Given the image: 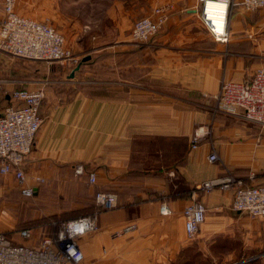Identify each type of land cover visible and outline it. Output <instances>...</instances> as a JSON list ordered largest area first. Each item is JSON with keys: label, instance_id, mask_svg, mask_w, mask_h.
Listing matches in <instances>:
<instances>
[{"label": "crops", "instance_id": "obj_1", "mask_svg": "<svg viewBox=\"0 0 264 264\" xmlns=\"http://www.w3.org/2000/svg\"><path fill=\"white\" fill-rule=\"evenodd\" d=\"M81 1L15 2L19 14L51 21L66 45L87 59L73 73L54 64L52 75L23 87L44 93L43 120L34 150L25 159L29 167L22 164L34 195L51 176L61 179L64 166L75 170L81 164L82 172L75 173L85 181L84 170L96 174L91 197L97 190L118 196L116 207L97 213L98 227L78 236L81 264H174L183 251L194 264L196 247L207 252L211 246L213 261L220 237L246 242L252 223L248 214L232 208L233 191L195 189L201 181L226 173L251 184L264 182V126L202 106L211 103L223 80L250 75L253 64L246 63V52L212 38L195 10L197 2L173 3L163 28L149 42L135 44L130 18L159 0H145L146 6L140 0H85L96 16L84 20L77 16L87 8ZM236 19L232 16V41L239 32ZM254 34L250 31L248 37L258 51L264 48V33ZM0 77L5 100L12 103L9 89L13 82L28 81L27 73L0 67ZM196 131L200 138L192 146ZM213 150L218 159L209 161ZM1 175L14 179L10 173ZM193 199L207 210L195 240H189L182 210ZM162 202L170 212H161ZM10 222L0 221V227L13 242H38V229L25 238Z\"/></svg>", "mask_w": 264, "mask_h": 264}, {"label": "built area", "instance_id": "obj_2", "mask_svg": "<svg viewBox=\"0 0 264 264\" xmlns=\"http://www.w3.org/2000/svg\"><path fill=\"white\" fill-rule=\"evenodd\" d=\"M16 0H0V50L24 59L48 62L67 61L77 63L79 56L66 45L65 37L47 20L21 15L15 10ZM195 10L211 36L219 42L228 37V19L231 7L239 5L246 10L264 8V0H197ZM222 7L214 9V5ZM170 5L155 7L150 14L136 18L131 27V37L136 42H147L167 20ZM12 103L0 112V173L13 175L20 191L31 196L34 185L27 182L22 167L26 154L31 150L36 132L41 124L40 115L43 90L18 88L11 92ZM212 97L216 111L264 126V66L257 67L252 76L245 80H223ZM200 138L198 131L192 138L195 146ZM215 150L208 154L209 161H215ZM77 165L76 173L82 172ZM40 180L39 177H36ZM94 171L88 173V181L95 182ZM233 191L232 208L250 216L264 218V182L245 184L242 177L233 173L205 179L195 186L197 190L213 187ZM96 204L101 209L118 205L115 191L100 190L95 194ZM206 206L193 199L182 210L186 235L194 238L200 224L206 217ZM161 212H170L166 202L161 203ZM98 210L89 215H81L66 220L54 221L55 229L51 234L41 235L38 243L29 245L15 243L4 231H0V264H79L83 259L78 236L95 230ZM20 235L29 238L32 228H24Z\"/></svg>", "mask_w": 264, "mask_h": 264}, {"label": "rangeland", "instance_id": "obj_3", "mask_svg": "<svg viewBox=\"0 0 264 264\" xmlns=\"http://www.w3.org/2000/svg\"><path fill=\"white\" fill-rule=\"evenodd\" d=\"M163 1L159 0L158 4L160 5L157 4L155 6L153 5L152 7L151 6L145 7L142 13H139L137 11L134 12L132 18H130L132 23L129 28V31H131L132 24L136 18L150 14L151 11L157 6L169 4L171 7L173 3L186 5V3L193 4L197 2V0H163ZM86 2L88 1L85 0L81 1V6L83 8L87 7L86 9H88L90 8V3L85 4ZM140 3L143 6H146L148 4L147 1L145 0L144 1L140 0ZM86 9L79 12V14L77 15L82 20H84L85 18L93 17L95 15L92 14L89 9H88L89 11L87 12ZM234 15L235 16L237 15L238 17L236 21L238 25L237 30H239V32H237V36H235V38L232 41L231 37H234L232 36L233 34L231 32V30L233 29V20H234V19L232 20V16ZM129 17H131V15ZM43 20H47V19H43ZM49 23L52 24L51 21H49ZM163 25L160 29L163 28ZM250 31L253 34L255 33L254 35H260L264 33V9L260 8L255 10H246L239 5H233L231 7L229 13V19H228V37L226 41H222L221 43L230 46L235 45L238 51L246 52L245 53L246 63L248 65L253 64V69L249 75L252 76L257 67L264 66V48L258 51L255 50L254 48L255 41L250 37H248V32ZM130 38L131 41L135 44L145 43V42H136L131 37V33H130ZM78 56H79L78 59L79 61L82 56L80 55ZM77 63L71 64L69 62L67 63V61L48 62L44 60L24 59L19 57H13L0 50V67H12L18 72L19 71L26 72L28 76L27 77L28 81L25 80L23 82H19V81L16 83L13 82L12 88L9 89V91L11 92L15 89L26 87L27 85L33 86L37 78H42V77L46 78L52 75L51 72L53 71H51L52 69L50 67L52 65L54 66V64L56 66H59L61 68V71H63V73H67V71L70 72L74 71L75 70L74 67ZM60 68H58V70H60ZM1 84H0V92L2 94H0V103L5 104L4 105L5 107L8 104V100L7 101L5 100L6 98L3 95V91L1 90ZM5 92H8V90ZM202 106L207 107L209 111L212 113L231 116L228 114H224L223 112L216 111L215 101L213 97L209 105L205 106V104H203ZM40 115H41V111H40ZM41 117L43 120L42 115ZM234 118H239V117L235 116ZM247 124H251L253 126L260 128V125L258 124H254L250 122H247ZM262 134H263L262 136H264V132ZM260 138L264 139V137H260ZM33 150H34V143L32 145L31 150L26 154L25 159H27V156L30 155ZM25 159L24 161L26 163L27 160ZM26 164H27L26 168H28L29 163ZM62 170L64 174L61 176L62 177L61 179L54 178L53 176H51L50 178H48V180L43 181V185L40 189L39 194L34 197L33 196L27 197L22 195L21 192L19 191V187L15 179L12 180L8 178H4L0 174V221L2 220L9 222L11 221L10 222L11 226L12 223L15 226H20V225L28 224V222L32 221L34 217L50 216L54 214L55 215L58 214L60 216L73 215L75 212L73 210H76L78 208H84L85 203L88 202L91 198V191L89 188L93 186L94 182L90 183L87 182L88 180L85 181V179H83L82 176H79V174L77 175L75 173V170L73 169L70 170L69 165L64 166ZM93 192L94 191H92V193ZM246 216L247 219H249V221H251L252 223V234L247 236L246 242H244V239H239V237L237 236L220 237L221 245L218 246L219 252H217L218 254L214 255L215 259L213 261L211 254V250H212L211 246H208L207 252L205 251L203 252L202 249L196 247V253H195L196 260L194 261V264H264V218L254 217L250 215L249 216L246 215ZM0 229H1L0 231H4L7 235H9L8 231L3 230L2 227H0ZM196 236L197 233L194 238L192 239L189 237L187 238L189 240H195ZM15 243H24V242H15ZM188 258L189 257L187 253L183 251L180 260H178L177 262L175 261L174 264H189ZM81 263L82 261L79 264Z\"/></svg>", "mask_w": 264, "mask_h": 264}, {"label": "trees", "instance_id": "obj_4", "mask_svg": "<svg viewBox=\"0 0 264 264\" xmlns=\"http://www.w3.org/2000/svg\"><path fill=\"white\" fill-rule=\"evenodd\" d=\"M83 57L84 56H82L80 58V60L78 61V63L76 64V65H79V67L82 66L83 63H85L87 61V59H84ZM76 65H75V67H76ZM11 98H12V96H11ZM85 171L86 170H84L83 174L86 173V175L88 177V173L90 171H87V172H85ZM142 174L149 175L151 173L143 171ZM244 183L245 184H251V183H247L246 180H244ZM19 190H20V187H19ZM97 191H100V190H97ZM97 191H94L92 193L93 194L92 197L90 198V200L88 202L85 203L84 208H78L76 210H73V211H75L73 215H66V216L62 215V216H60L58 214L57 215L54 214V215H50V216H38V217H34L32 221L28 222V224L20 225L17 227H18L19 231L24 229V228H32L33 230L38 229V235L40 234L39 237L41 235L51 234L55 229L54 221L66 220V219H70V218L81 216V215H89V214H92L94 210H98V211L104 210V209H101L96 204L95 194ZM31 196L34 197V196H37V194L34 195V193H33ZM136 200H138V198H136Z\"/></svg>", "mask_w": 264, "mask_h": 264}, {"label": "bare ground", "instance_id": "obj_5", "mask_svg": "<svg viewBox=\"0 0 264 264\" xmlns=\"http://www.w3.org/2000/svg\"><path fill=\"white\" fill-rule=\"evenodd\" d=\"M213 7H214L215 10L219 11V9L222 7V5L215 4Z\"/></svg>", "mask_w": 264, "mask_h": 264}, {"label": "water", "instance_id": "obj_6", "mask_svg": "<svg viewBox=\"0 0 264 264\" xmlns=\"http://www.w3.org/2000/svg\"><path fill=\"white\" fill-rule=\"evenodd\" d=\"M85 58H86V57H85ZM78 68H79V65H76V67H75L74 69L76 70V69H78ZM72 73H73V71H72Z\"/></svg>", "mask_w": 264, "mask_h": 264}]
</instances>
